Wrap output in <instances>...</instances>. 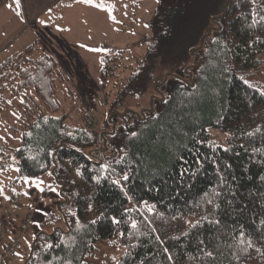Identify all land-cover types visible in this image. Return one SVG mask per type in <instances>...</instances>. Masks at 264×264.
I'll use <instances>...</instances> for the list:
<instances>
[{
  "label": "trees",
  "instance_id": "1",
  "mask_svg": "<svg viewBox=\"0 0 264 264\" xmlns=\"http://www.w3.org/2000/svg\"><path fill=\"white\" fill-rule=\"evenodd\" d=\"M79 1L107 10L116 3L63 0L49 14ZM148 28L134 68L124 50L100 45L99 74L106 88L131 71L122 98L144 93L154 68L167 64L171 73L156 86L164 92L146 110L112 114L96 135L54 114L64 74L38 44L0 63V113L19 99L13 129L22 137L11 159L22 178L53 173L60 195L53 210L33 207L31 225L12 234L10 264H86L101 240L123 247L117 264H264V93L246 80L264 55V0H158ZM17 198L12 214L26 204Z\"/></svg>",
  "mask_w": 264,
  "mask_h": 264
},
{
  "label": "rangeland",
  "instance_id": "2",
  "mask_svg": "<svg viewBox=\"0 0 264 264\" xmlns=\"http://www.w3.org/2000/svg\"><path fill=\"white\" fill-rule=\"evenodd\" d=\"M14 1L0 0V23L10 18L13 27H21L23 19ZM131 2L133 6L121 7L116 0L115 5L109 10L79 2L69 8L66 14L63 15L61 12L57 21H53L48 16L40 20L44 21L43 24L39 21L37 30L33 28L39 36L42 35L40 49L53 56L64 74V81L57 92V107H60L54 114L66 115L69 125H88L95 135L99 132L101 124L114 113H121L127 109L139 112L150 108L152 99L161 97L164 92L156 88L157 84L164 82L171 73L170 65L156 66L149 85L141 95L131 94L119 98L120 89L129 79L131 72L129 69L122 72L118 86L109 83L104 88L99 74L100 45L108 44L117 50H124V64L130 68L136 66L146 51L144 36L148 33V23L158 0H131ZM3 34L5 39L7 32L4 31ZM25 40L26 36L19 42ZM5 47L4 44L0 46V63L16 49V47ZM259 58L262 60L260 66L251 71L246 80L255 82L264 93V55H260ZM37 100L41 103L44 112L53 113L43 100ZM18 103L19 99H7L2 104L0 113V168L6 169L0 172V188L4 190L3 194H0V236H3L5 227L7 230V236L2 238L4 240L2 250L9 245L14 248L12 235H9L8 231L9 226L12 227L11 232L17 231V228L22 231L24 225H29L33 221V207L43 205L53 210L60 198L59 186L49 173L35 178H22L13 170L17 165L11 159V153L20 146L22 137L20 132L13 129ZM51 104L53 108L56 107V102ZM209 134L213 141L220 143H224L227 137L225 133L215 128H209ZM52 188L56 191H52ZM15 197H18V201L24 199L26 204L20 205L19 212L15 210L12 214L14 212L12 206L18 205ZM59 226L66 228L63 219ZM20 230L18 232H21ZM122 253L123 247L120 245L110 240H101L97 242L95 250L86 257L85 261L86 264H117ZM11 259L12 257L6 260L8 262Z\"/></svg>",
  "mask_w": 264,
  "mask_h": 264
},
{
  "label": "crops",
  "instance_id": "3",
  "mask_svg": "<svg viewBox=\"0 0 264 264\" xmlns=\"http://www.w3.org/2000/svg\"><path fill=\"white\" fill-rule=\"evenodd\" d=\"M63 0H20L19 6L15 3L16 9L19 11V15L22 16L23 22L20 25L21 27H13V25L10 23V18L6 19L2 23H0V46L3 44L6 45L5 48L10 47H16L15 50L11 51L9 53V56L15 53H19L23 51L27 46L30 44L35 45L38 44L40 46V40L42 38V35L39 36L38 33H36L35 30L38 29V23L40 20H42L45 17L50 16L49 12L58 8H61L59 3ZM83 2V1H79ZM77 2V3H79ZM77 3H74L70 6H67L63 9L62 14H66V11L75 6ZM86 4V2H84ZM63 8V7H62ZM53 21H57V17L54 18L50 16ZM48 23L46 24V26ZM35 30H34V29ZM6 31V38L4 39L3 32ZM54 35L53 33H51ZM24 36H26L25 42H19L20 39H22ZM55 36V35H54ZM4 39V41H3ZM3 42V43H2ZM39 42V43H38ZM18 215V214H17ZM13 217V216H11ZM10 217V219H11ZM12 220V219H11ZM12 229L11 226H9V235H12L17 231H10ZM21 231V230H20ZM3 236H7V230L5 227V232H3ZM3 236H0V252L2 250V247L4 246V240H2ZM10 239V236L8 237ZM8 244V243H7ZM12 262L11 260L8 261ZM15 263V262H14ZM13 263V264H14ZM17 264V263H16Z\"/></svg>",
  "mask_w": 264,
  "mask_h": 264
},
{
  "label": "snow or ice",
  "instance_id": "4",
  "mask_svg": "<svg viewBox=\"0 0 264 264\" xmlns=\"http://www.w3.org/2000/svg\"><path fill=\"white\" fill-rule=\"evenodd\" d=\"M89 2H90V0H89ZM15 3L19 6V4H20V0H15ZM100 7H101V9H103L104 6H103V5H100ZM40 23L43 24L44 21H40ZM189 102H190V100H184V101L182 102V106H183V107H187V105H188ZM130 135L133 136V137H136L138 134H137L136 132H132ZM249 135H251V133H249ZM122 159H123V157H121L120 159H117V160H116V163L119 164V163L121 162ZM180 159H181V165H182V166H183V164L187 163V161H185L183 157H181ZM197 163H199V160H197ZM102 167H105V168H106L107 165H102ZM5 170H6V169L0 168V172L5 171ZM13 170L17 171L18 173H22V171H23V170H22L21 168H19L18 166H17L15 169H13ZM181 174L183 175L184 173L182 172ZM49 175H53V173H49ZM123 180H124L125 182L129 180V176H128L126 173L123 174ZM221 186H223V182H221ZM51 190H52V191H56L55 188H52ZM3 191H4V190H3L2 188H0V194H3ZM216 195L219 196L220 193L217 192ZM208 203L211 204L212 201L209 200ZM89 210H91V208H89ZM151 210H152V209H149V211H151ZM126 211H127V210H126ZM112 219H113V221H114L115 223H120V221L117 220L115 217H112ZM97 222H98V221H96V220L92 221L93 224H95V223H97ZM215 223H216L217 225H219L220 221L217 220V221H215ZM136 226H137V225H136V223L134 222V223L132 224V227L135 228ZM239 235H240L241 237H243V235H244L243 226H241V228H240V233H239ZM225 242H227V241H225ZM200 243L203 245L204 242L201 241ZM249 246L252 247V245L250 244V242H249ZM48 247H52V245H48ZM201 251H203V249H202ZM256 251H260V249H256ZM207 255H208L209 257H212V256L214 255V253L209 251V252H207ZM78 259H83V257H80V258H78ZM168 259H169V261H171V260H172V257L169 256ZM66 264H75V261H74L73 259H68V260L66 261Z\"/></svg>",
  "mask_w": 264,
  "mask_h": 264
},
{
  "label": "built area",
  "instance_id": "5",
  "mask_svg": "<svg viewBox=\"0 0 264 264\" xmlns=\"http://www.w3.org/2000/svg\"><path fill=\"white\" fill-rule=\"evenodd\" d=\"M13 254H14V248L13 247L4 248V255L3 254L0 255V264L6 263V258L8 256L13 255Z\"/></svg>",
  "mask_w": 264,
  "mask_h": 264
}]
</instances>
